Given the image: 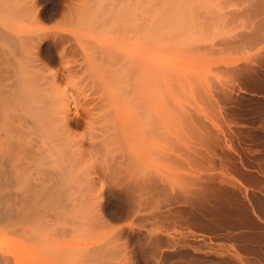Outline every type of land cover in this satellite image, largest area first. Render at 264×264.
<instances>
[{
  "label": "bare ground",
  "instance_id": "6f19581e",
  "mask_svg": "<svg viewBox=\"0 0 264 264\" xmlns=\"http://www.w3.org/2000/svg\"><path fill=\"white\" fill-rule=\"evenodd\" d=\"M2 1L11 7L17 0ZM73 1V8L64 7L68 23L48 32L17 26V14L9 12L20 10L18 2L7 18L0 7V228L15 232L8 246H0V264H18L20 251H29L35 264H135L132 249L108 250L109 238L105 249L102 241L101 248L81 242L85 230H101L111 218L106 215L118 214L111 204L116 197L131 205L126 221H143L147 243L165 241L174 253L196 243L187 236L198 238L201 246L192 247L202 252L226 214L222 226L255 229L254 208L229 188L237 184L197 171L215 152L230 154L218 145L220 137L226 142L232 119H226L225 101L264 65V0ZM21 2L31 12L26 5L32 3ZM45 40L53 41L48 54ZM238 48H246L245 60ZM233 50L245 63H237ZM202 58L212 60L204 59L212 72L204 79L198 76L205 74ZM173 185L176 194L169 193ZM158 195L165 203L143 212ZM138 245L144 252L146 246ZM240 257V264L254 262Z\"/></svg>",
  "mask_w": 264,
  "mask_h": 264
},
{
  "label": "rangeland",
  "instance_id": "374dc122",
  "mask_svg": "<svg viewBox=\"0 0 264 264\" xmlns=\"http://www.w3.org/2000/svg\"><path fill=\"white\" fill-rule=\"evenodd\" d=\"M2 1V0H1ZM0 1V7H2L1 8V11L3 10V9H5V7H6V12H5V10H4V14L6 15L7 14V16H5V18H7V17H9V13H12V14H17L15 17H16V21H15V17H14V15H12V14H10V15H12L13 17H14V23L16 22L17 24L19 23L21 26H22V28H25V29H32V27H34V28H38L39 29V31H43V32H46L48 29H50V30H48V31H54L55 29L56 30H58V27H59V29H60V27H62V26H64V23L66 22V20H67V22L66 23H68V19H67V17H66V14H67V11H66V9L64 10V7H66V4H67V2L69 1V0H65V1H63V0H29V2L30 3H32V5L34 4V8H33V6L31 5V6H29V5H26V3H24V0H22L23 1V3L26 5V6H28V10H30L31 8L30 7H32V9L30 10L31 12H29V11H25L24 10V8H26V10H27V7H24L23 6V4H22V2H21V0L19 1V0H14V2L16 1V2H18V4L15 2V3H13V4H17L16 5V7H17V10H18V8L20 9V10H18V11H16V8L14 9V7H12V5H10L11 7H9V6H6L7 4L6 3H8V2H4L5 3V5H4V3H3V1L1 2ZM28 0H25V2H27ZM45 1V2H44ZM72 1V3L74 2H76V1H73V0H71ZM71 1L70 2H68V6L69 5H71ZM11 0H9V4H11ZM29 2H27L28 4H29ZM35 2H37V3H35ZM3 3V4H2ZM70 3V4H69ZM73 3V4H74ZM22 4V5H21ZM56 4L58 5V6H56ZM4 6V7H3ZM20 6H22V8L20 7ZM38 6V7H37ZM60 6V7H59ZM72 6V5H71ZM74 6V5H73ZM73 6H72V8H73ZM44 7V8H43ZM62 7V8H61ZM12 9L13 8V10H15L16 12L14 13V11H10L9 12V9ZM35 8H37L36 10H34ZM43 8V9H42ZM50 9V10H48V9ZM60 8V9H59ZM71 8V7H70ZM69 7H67V10L68 9H70ZM10 9V10H11ZM46 9V10H45ZM33 10V11H32ZM44 10V11H43ZM48 10V11H47ZM55 10V11H54ZM60 10V11H59ZM62 10V11H61ZM63 10H64V12H63ZM9 13H8V12ZM43 11V12H42ZM65 11H66V13H65ZM18 12V13H17ZM34 12V13H33ZM39 12V13H38ZM42 12V13H41ZM46 12V13H45ZM56 12V13H55ZM1 13H3V12H1ZM0 13V21L2 22V18H4L2 15L3 14H1ZM39 15H41V16H39ZM45 13V14H44ZM53 13V14H52ZM32 14H34V15H32ZM51 16H50V15ZM56 14V15H55ZM63 14V15H62ZM36 15V16H35ZM10 17L11 19L13 18V17ZM31 16V17H30ZM34 16V17H33ZM39 16V17H38ZM63 16V17H62ZM19 17V18H18ZM23 17V18H22ZM24 17H25V19H24ZM4 18V19H5ZM22 18V19H21ZM28 18V19H27ZM30 18L32 19V20H30ZM39 18V19H38ZM3 19V20H4ZM20 19V20H19ZM38 19V20H37ZM25 20V21H24ZM26 20H29V22L28 21H26ZM36 20V21H35ZM62 20V21H61ZM64 21V22H63ZM23 22V23H22ZM38 22V23H37ZM15 23V24H16ZM22 23V24H21ZM16 24V25H17ZM17 25V26H20V25ZM75 24H78V21H76L75 22ZM34 25V26H33ZM62 25V26H61ZM20 26V27H21ZM52 28H54V29H52ZM46 30V31H45ZM47 31V32H48ZM51 39V38H50ZM53 40H55L54 38H52ZM49 41V42H48ZM52 43L53 41L51 40H45V41H43V43L45 44V45H43V47L45 48L44 49V52H45V54L47 53L48 54V52H49V48H50V45L52 46V44H49V43ZM49 46H48V45ZM239 50L240 49H242V48H238ZM246 49V48H245ZM245 49H243V50H245ZM51 50H53V49H51ZM238 50V51H239ZM241 51L240 50V52H243V56L244 57H242V59L243 60H245V55H244V51ZM234 51V50H233ZM232 51V54L234 53H236L235 51L233 52ZM237 51V52H238ZM248 51H250V50H248ZM247 50L245 51V53H248V55H249V53L251 52H248ZM240 52H238L237 54L239 55V54H241ZM252 53V52H251ZM251 53H250V55H251ZM231 54V55H232ZM223 55V54H222ZM236 55V54H235ZM238 55H236L237 57H238ZM241 55V56H242ZM247 55V57H246V60H248V59H250V58H248L249 56ZM55 56H56V54H55ZM241 56H239L240 58H241ZM224 57H229V53H227ZM231 57V56H230ZM238 57V58H239ZM215 58V57H214ZM234 59L236 58V57H233ZM240 58H239V62H237L239 65L240 64H242V63H245V62H243L242 60H240ZM203 60V67L202 68H205V72H204V70L202 69V71H200V73H202V72H204L205 74L203 75V73L201 74V75H198L199 76V78H200V76L201 77H203V79H204V77L206 78V77H209V75H211V73H210V70H208V69H206V67L207 66H204L206 63H208L207 61H210L211 60V58H208V60L206 59V58H202ZM207 60L206 62H205V60ZM210 59V60H209ZM236 60V59H235ZM199 60H197L196 62H198ZM201 61V59H200V62H202ZM212 61V60H211ZM236 61H238V59L236 60ZM235 61V62H236ZM249 61V60H248ZM247 62V61H246ZM251 62V61H250ZM249 62V63H250ZM263 62H264V59H263ZM262 62V64H264ZM48 63V62H47ZM56 60L54 61V63H48L47 65H48V67H54L56 64ZM199 63V62H198ZM245 65V64H244ZM244 65H241L242 67H240V68H242L241 70H244L245 68H247L246 66L248 65V64H246L245 66ZM243 67H245L244 69H243ZM260 67V68H259ZM257 68V67H256ZM260 69V71H258V72H255V74H257V73H261V72H263L262 74H264V65H262V66H258V68H257V70H259ZM208 70V71H207ZM245 70H247V69H245ZM256 70V69H255ZM256 70V71H257ZM242 72H244V71H242ZM206 73H207V75H206ZM260 73L259 74H257V75H252V74H250L251 76H253L254 78H255V76H257V79L258 78H260V80H261V77H259V76H262V75H260ZM198 74H199V72H198ZM249 75V76H250ZM248 76V74L246 75V77H245V79L247 78H249L247 81L248 82H256V80H253L254 78L253 77H247ZM201 79V78H200ZM245 79H243L245 82H247ZM251 79V80H250ZM243 80H241V81H243ZM259 79H258V83H261L262 85H264V82L263 81H260ZM242 82V85L243 86H245V87H242L241 86V90H238V91H236L237 89H235L234 91H233V93H231V95L229 94V99H227L226 101H225V113H227V114H225V116H226V119L227 118H232V119H228V121L229 120H231V123L229 124L228 122V125H230V128L227 130L228 132H230L229 130H231L232 132H230L229 134L231 135V136H227V134H228V132L226 131L225 133H226V135L224 136V137H222V138H224V139H226V142L225 141H223V139H221V137H220V139H218L220 142L218 143V141H217V143H218V145H224L225 147L223 148L224 150H225V152H227L229 155H230V158H228L229 157V155H223L222 157L220 156V154L219 153H217V152H215L216 154L215 155H219V156H215V155H213V158H212V160H214V161H212V160H210V162H204V164L203 165H205L206 166V164L205 163H207V166L208 167H205V166H201L202 168H200V169H202V170H200V169H198V171L200 170V172H198L197 171V174H199V175H204L205 174V176L207 177V174L209 175V174H211V175H209L207 178H209V177H219V175H220V179L221 178H224L225 180L226 179H228V180H226V184H227V181H228V184L230 183V184H232V183H236L237 185H235V187H233L232 185H230V187L229 188H231L232 187V189L233 190H235V191H238L239 193L237 194L238 195V197H239V195H240V200H241V202L244 204V203H246V204H244L247 208L249 207L250 209L253 207L254 208V212L253 213H251V216H252V218L254 219V221H256V223H257V225L258 226H256V228L254 229V228H249V227H245V226H243V227H241V228H239V229H241V230H239L238 228H236V230L234 229V228H232V227H228L227 228V226H225V225H223L222 226V224H223V222H224V220H226V218H227V214H226V216H224V217H221V218H219L220 220V224L218 225V223L217 222H215L216 223V226L218 227L217 229H216V231L215 230H213L212 232H210V234H208V237H211V238H208V241H207V243H208V245H207V243L206 244H204L203 245V243H202V252H199V251H197V250H195V249H193V247L192 246H195V245H200L201 246V243H200V241L199 240H197L196 241V239H198V238H194V237H191V239H190V236H187L186 238L189 240V242H191L192 241V239L196 242V243H194V242H192V246H186L187 248H185V247H182V249L181 248H179V249H177V250H175V251H177V252H175L176 254L179 252V251H184L183 253H187V254H184L183 255V253L182 252H179L177 255L174 253V249L173 250H171L172 248H168L167 246H165L164 244H166L165 243V241H161L160 243H163L162 245L164 246H162V245H155V244H153V242H151L150 244L149 243H147V240H148V238H147V233H146V227L144 226V225H142L141 226V222H142V224H143V221H141V220H139V219H135V220H133V221H131V220H129V219H127V221H126V218H127V216H126V211L125 210H127V208L129 209V207L131 206L130 204H128V207H126L127 205H126V203H124V201H121V200H123V199H119V197H116V199L115 200H117V201H115V202H113L114 201V199L113 198H111V204L113 203L114 204V209H115V207H116V212H118V214L116 213V214H109V215H106L107 216V218L105 217V219L107 220V219H109L108 218V216L109 217H111L108 221H106L105 219V221L107 222V224H105V228H103V229H94V230H92L93 232H90L89 230H85L86 231V233L89 235L90 233V236H88L86 233H85V231L83 232V233H85V235L87 236H85L84 234H81V236H82V243H83V241H84V243L83 244H85L86 243V245L85 246H88L87 244H89L90 245V247H99L101 244H102V242H103V244L101 245V247H102V249H105L104 247H105V243L104 242H108V240H105V239H108L109 238V241H111V242H109L111 245H109V246H107L108 244L106 243V248L108 249V250H111V249H109L110 247L112 248V247H114V248H112V250H116L117 248V250H119V249H124V250H122V252L124 251H126L127 249L128 250H130V249H132L133 250V252H132V254L133 255H135V264H137V262H139L138 264H146L145 263V261H146V259H147V264H196L197 263V261H198V263L197 264H219V260L218 259H220V258H223L222 260H224L223 262H221L220 264H240V262L238 263V262H236V259H235V257L236 258H238V256L240 257V258H242V256L244 257V258H249L251 261L252 260H254V262L256 263V264H264V201H262V200H264V190L262 189V186L264 185V174H262V173H264V168H262V167H264V93H263V89L262 88H264V86H262L261 84H257V83H255V84H257V85H255L254 83H252V84H250V83H246L245 84V82ZM256 86V88H255V86ZM261 85V86H260ZM252 86H253V89H252ZM262 87V88H260V87ZM245 88H247L246 89V91H245ZM259 88V89H258ZM261 89H262V91H261ZM249 90V91H248ZM253 90V91H252ZM260 90V91H259ZM252 91V92H251ZM259 92V93H258ZM227 115L229 116V117H227ZM233 120V121H232ZM232 124V125H231ZM232 126H233V129H232ZM225 127H227V126H225ZM229 127V126H228ZM240 128V129H239ZM233 130H235V131H233ZM237 130V131H236ZM240 133H239V132ZM233 134V135H232ZM236 134V135H235ZM239 135V136H238ZM223 141V142H222ZM225 143V144H224ZM229 145V146H228ZM226 146H228V147H230V148H228V147H226ZM255 148V149H254ZM220 149V147H218V150ZM226 149H227V151H226ZM230 150V151H229ZM255 150H257L256 152H255ZM232 151V152H231ZM251 153V154H250ZM255 153H256V157H255ZM233 154V155H232ZM235 156V157H234ZM240 156V157H239ZM244 156V157H243ZM252 156V157H251ZM236 157H238V158H236ZM217 158H219V159H217ZM227 158V159H226ZM233 158V159H232ZM235 158V159H234ZM240 158V159H239ZM215 159H217V160H215ZM222 159V160H221ZM223 159H225V160H223ZM250 159V160H249ZM255 159V160H254ZM220 160V161H219ZM245 160V161H244ZM222 161V162H221ZM227 161V162H226ZM236 161V162H235ZM239 161V162H238ZM242 161V162H241ZM247 161V162H246ZM217 162V163H216ZM252 164H251V163ZM203 163V162H202ZM201 163V164H202ZM213 163V164H212ZM233 163V164H232ZM234 163H236V165L234 164ZM239 163V164H238ZM242 163V164H241ZM245 163H247V165L245 164ZM249 163V164H248ZM260 163V164H259ZM209 164V165H208ZM220 164V165H219ZM225 164L227 165V166H225ZM229 164V165H228ZM230 164H231V166H230ZM258 164H259V166H258ZM263 164V165H262ZM233 165V166H232ZM234 165H235V167H234ZM238 165L239 166H241L242 165V167L240 168V167H238ZM253 167H252V166ZM214 166V167H213ZM229 166V167H228ZM237 166V167H236ZM198 168H199V165L197 166ZM227 167V168H226ZM249 167V168H248ZM239 168H240V170H239ZM253 168V169H252ZM259 168V169H258ZM207 171H206V170ZM226 169V170H225ZM237 169V170H236ZM243 169V170H242ZM202 171V172H201ZM243 173H241V172ZM244 171L246 172V173H244ZM249 171V172H248ZM260 171H262V172H260ZM236 172H237V174H236ZM240 172V173H239ZM255 172V173H254ZM207 173V174H206ZM221 173V174H220ZM222 173H224V174H222ZM251 173H253V174H251ZM214 174V175H213ZM239 174V175H238ZM250 174V175H249ZM257 174V175H256ZM218 175V176H217ZM228 175V176H227ZM243 175V176H242ZM248 175V176H247ZM254 175V176H253ZM230 176V177H229ZM234 176V177H233ZM240 176V177H239ZM250 176H251V178H250ZM257 176H258V179H257ZM252 177H254V179L252 178ZM233 178V179H232ZM243 180H242V179ZM245 178H247L246 180H245ZM262 178V179H261ZM205 179V178H204ZM216 179V178H215ZM234 180V181H233ZM248 180V181H247ZM212 181V180H211ZM245 181V182H244ZM257 181H258V183H257ZM262 181V182H261ZM181 182V181H180ZM214 182H216V180L214 181ZM260 182V183H259ZM178 183V182H177ZM177 183H175V184H177ZM239 183H240V185H239ZM244 185H243V184ZM247 183V184H246ZM250 183V184H249ZM252 183H254V184H252ZM174 184V185H175ZM246 184V185H245ZM249 184V185H248ZM257 184V185H256ZM174 185L173 186H171L172 187V189L170 188V189H168L169 191L170 190H172V191H170L169 193H171V194H176L177 192H178V189L177 188H179V187H175L176 189H173L174 188ZM181 185H182V182H181ZM242 185H243V188H242ZM256 185V186H255ZM246 186V187H245ZM181 187V186H180ZM241 187V188H240ZM252 187V188H251ZM261 187V188H260ZM249 189V190H248ZM177 190V192H175ZM251 190V191H250ZM243 191V192H242ZM260 191V192H259ZM175 192V193H174ZM257 192V193H256ZM263 192V193H262ZM247 193V194H246ZM254 193V194H253ZM246 194V195H245ZM257 194V195H256ZM262 196H261V195ZM163 195V197H164V194H162ZM252 195V196H251ZM159 196V195H158ZM155 197L154 198V200H152V201H149V203H147L146 204V206L144 207V208H146L143 212H148V209L150 210L151 209V206H153V208H155L156 206H157V204L158 205H160V204H163V203H165L164 202V198L162 199V196H159V197ZM254 196H255V198H254ZM260 197V198H259ZM118 198V199H117ZM165 198H166V196H165ZM242 198H244V199H242ZM262 198V199H261ZM156 199H157V201H156ZM243 200H245V201H243ZM156 204H154V203ZM251 202H252V204H251ZM248 203V204H247ZM252 205H250V204ZM260 203L261 204H263V205H260ZM256 204V205H255ZM148 205V206H147ZM149 205H150V208H149ZM249 205V206H248ZM260 206V207H259ZM118 207H119V209H118ZM125 207H126V209H125ZM147 207H148V209H147ZM123 208V209H122ZM248 208V209H249ZM175 209V208H174ZM263 209V210H262ZM121 210H123L122 212H119V211H121ZM147 210V211H146ZM176 211V210H175ZM179 211H181V213L182 214H180L179 213V215H182V216H185V214H184V210H179ZM249 211H251V210H249ZM262 211V212H261ZM262 213V214H259V213ZM122 213V214H121ZM125 214V215H124ZM143 214H145V213H143ZM184 214V215H183ZM255 215V216H254ZM114 216V219L112 218ZM120 216V217H119ZM232 216H234V215H232ZM258 216H259V218H258ZM118 217V218H117ZM122 217V218H121ZM226 217V218H225ZM240 215H236V216H234V217H232V218H230V219H234V218H236V219H234V220H239L240 218ZM117 218V219H116ZM140 221V223H139V221ZM109 221H111V222H109ZM218 221V220H217ZM221 221H223V222H221ZM258 221V222H257ZM128 222V223H127ZM109 223V224H108ZM112 224V225H111ZM140 224V225H139ZM126 225V226H125ZM132 225V226H131ZM114 226V227H113ZM119 226V227H118ZM122 226H125V227H122ZM119 229H118V228ZM223 227L225 228V231H224V229H223ZM259 227V228H258ZM110 228V229H109ZM120 228H124V230L126 231H128V233L127 232H124V233H127V235L129 236V238L127 237V235H125L124 233H119L117 230H120ZM128 228V229H127ZM130 228V229H129ZM146 228V229H145ZM227 228V229H226ZM247 228V229H246ZM116 229V230H115ZM221 229V230H220ZM230 229V230H229ZM232 229V230H231ZM234 229V230H233ZM97 231V234H96V231ZM105 233H104V232ZM109 233H108V232ZM228 231V232H227ZM246 231V232H245ZM89 232V233H88ZM101 232V233H100ZM107 232V233H106ZM233 232V233H232ZM243 232V233H242ZM14 231H12V230H10V231H8L7 229H5V228H0V246H5V244H7L6 246H8L9 245V243L13 240V237H14ZM93 233H95L94 235L96 236H94L93 235ZM103 233V234H102ZM218 233V234H217ZM224 233H226V234H224ZM242 233V234H241ZM249 233H251V234H249ZM252 233H254V234H252ZM259 233V234H258ZM99 234V236H97ZM119 234V235H118ZM132 234V235H131ZM146 234V235H145ZM220 234V235H219ZM247 234V235H246ZM261 234V235H260ZM91 235H93V236H91ZM112 235H114V236H112ZM118 235V236H117ZM136 235V236H135ZM210 235V236H209ZM212 235V236H211ZM248 235H249V237H248ZM251 235H255L254 237L253 236H251ZM80 236V237H81ZM86 238H85V237ZM102 236V237H101ZM120 236V237H119ZM133 236V237H132ZM93 237V238H92ZM107 237V238H106ZM111 237V238H110ZM112 237H114V238H112ZM125 237V238H124ZM244 237V239H242ZM246 237V238H245ZM253 237V240L251 239ZM16 238V237H15ZM92 238V239H91ZM100 238V241L98 242V239ZM135 238V239H134ZM256 238V239H255ZM132 239V240H131ZM145 239H147V240H145ZM210 239V240H209ZM81 240V239H80ZM93 240H94V242H93ZM129 242H128V241ZM134 240V241H133ZM237 240V241H236ZM243 240V241H242ZM251 240V241H250ZM260 240V241H259ZM102 241V242H101ZM113 241V242H112ZM248 243H247V242ZM114 242H116V243H114ZM133 242H134V244H133ZM138 242V243H137ZM199 242V244H197ZM90 243H92V244H90ZM139 243H141V245L143 244V245H145L146 246V249H144V252H142L141 251V248H140V245H138ZM16 244H18V243H16ZM100 244V245H99ZM114 244H115V246H114ZM137 246H136V245ZM93 245V246H92ZM118 245V246H117ZM131 245H133V246H131ZM167 245V244H166ZM260 245V246H259ZM204 246V247H203ZM18 247V246H17ZM96 247V248H97ZM101 247H99V248H101ZM109 247V248H108ZM244 247V248H243ZM251 247V248H250ZM258 247V248H257ZM98 248V249H99ZM183 248H184V250H183ZM192 250H191V249ZM262 248V249H261ZM126 249V250H125ZM167 249V250H166ZM185 249H188V250H186L185 251ZM246 249V250H245ZM252 249V251H250ZM254 249H257V250H259V252L263 255V256H261V258L259 257V256H256L257 254H256V252H254L255 250ZM127 250V251H128ZM194 250V251H193ZM263 252H262V251ZM169 251V252H168ZM191 251H192V253H191ZM205 251H206V253H205ZM222 253V255L221 256H223L224 254V257L226 256V258H224V257H221L220 255H219V253L220 252ZM27 252V251H26ZM29 252V251H28ZM28 252H27V254H28ZM141 252H142V255H141ZM168 252V253H167ZM216 252H219V253H216ZM253 252V253H252ZM22 253H24L25 254V252L24 251H20V256L18 257V264H31V262H33V264H35V262H37L36 261V259L34 258V257H31L32 255H30V254H22ZM182 253V254H181ZM230 253V255H229V257H228V254ZM232 253V254H231ZM259 253V255H261ZM23 256H22V255ZM167 254V255H166ZM170 254V255H169ZM173 256H172V255ZM198 254V255H197ZM209 256H207V255ZM233 254H235V256L233 257L232 255ZM186 255V256H185ZM203 255V256H202ZM237 255V256H236ZM254 255V256H253ZM27 256V257H26ZM30 256V257H29ZM143 256H145V258L146 257H149V258H144L143 259ZM172 256V257H171ZM109 257V256H108ZM158 257V263L156 262V258ZM182 257V258H181ZM193 257V258H192ZM197 259H196V258ZM233 259H232V258ZM256 257V258H255ZM30 258H34L35 260L33 261V259H30ZM174 258H176V259H174ZM188 258V259H187ZM190 258V259H189ZM199 258H201V259H199ZM204 260H203V259ZM252 258V259H251ZM260 258V259H259ZM156 259V260H155ZM177 259H179L178 260V262H176L177 261ZM185 259V260H184ZM205 259H207V260H205ZM231 259V260H230ZM255 259H257V260H255ZM184 260V261H183ZM202 260H203V262H202ZM188 261V262H187ZM201 261V262H200ZM206 261V262H205ZM225 261H227V262H225ZM175 262V263H174ZM212 262V263H211ZM232 262V263H231ZM253 262V261H252ZM253 262V264H255ZM262 262V263H261Z\"/></svg>",
  "mask_w": 264,
  "mask_h": 264
}]
</instances>
